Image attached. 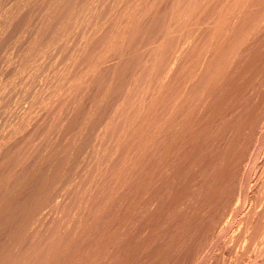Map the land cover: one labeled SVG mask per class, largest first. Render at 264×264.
Instances as JSON below:
<instances>
[{
  "label": "rangeland",
  "instance_id": "1",
  "mask_svg": "<svg viewBox=\"0 0 264 264\" xmlns=\"http://www.w3.org/2000/svg\"><path fill=\"white\" fill-rule=\"evenodd\" d=\"M263 58L264 0H0V264H264Z\"/></svg>",
  "mask_w": 264,
  "mask_h": 264
},
{
  "label": "bare ground",
  "instance_id": "2",
  "mask_svg": "<svg viewBox=\"0 0 264 264\" xmlns=\"http://www.w3.org/2000/svg\"><path fill=\"white\" fill-rule=\"evenodd\" d=\"M198 2V1H197ZM116 3V2H115ZM213 3V2H212ZM244 3V2H243ZM242 3V4H243ZM255 3V2H254ZM246 4V3H245ZM113 5V4H112ZM115 5V4H114ZM231 6V5H230ZM255 6V5H254ZM206 7V6H205ZM188 8V7H187ZM228 8V7H227ZM254 8V7H253ZM257 8V7H256ZM259 8V7H258ZM180 9V8H179ZM227 10V9H226ZM261 10V9H260ZM188 11V10H187ZM228 11V10H227ZM231 11V10H230ZM229 11V12H230ZM226 12V11H225ZM192 13V12H191ZM234 13V12H233ZM232 13V14H233ZM239 13V12H238ZM237 13V14H238ZM261 13V12H260ZM111 14V13H110ZM180 14V13H179ZM179 14H177V15H179ZM202 15V14H201ZM232 16V15H231ZM108 18V17H107ZM191 18V17H190ZM224 18V17H223ZM178 20V19H177ZM205 20V19H204ZM106 21V20H105ZM220 22V21H219ZM207 23H210V22H207ZM7 24V23H6ZM169 24V23H168ZM191 24V23H190ZM205 24V23H204ZM173 25V24H172ZM194 25H196V24H194ZM202 25V24H201ZM213 25V24H212ZM217 25V24H216ZM231 25V24H230ZM226 26V25H225ZM135 27V26H134ZM224 27V26H223ZM233 28V27H232ZM240 29V28H239ZM169 30V29H168ZM237 30V29H236ZM56 31V30H55ZM167 31V30H166ZM231 31V30H230ZM243 31V30H242ZM135 32V31H134ZM170 32V31H169ZM189 32V31H188ZM199 33V32H198ZM215 33V32H214ZM233 33V32H232ZM176 34H177V32H176ZM204 34V33H203ZM234 34V33H233ZM261 34V33H260ZM222 35V34H221ZM236 35V34H235ZM134 36V35H133ZM153 36V35H152ZM156 36V35H155ZM154 36V37H155ZM146 37V36H145ZM244 37V36H243ZM172 38V37H171ZM231 38V37H230ZM255 38V37H254ZM180 39H181V37H180ZM210 39V38H209ZM227 39V38H226ZM155 40V39H154ZM186 40V39H185ZM221 40V39H220ZM172 41V40H171ZM212 41V40H211ZM216 41V40H215ZM169 42V41H168ZM229 42V41H228ZM234 42V41H233ZM239 42V41H238ZM218 43V42H217ZM226 44V43H225ZM232 44V43H231ZM230 44V45H231ZM131 45V44H130ZM167 45V44H166ZM208 45V44H207ZM229 45V44H228ZM237 45V44H236ZM185 46V45H184ZM191 46V45H190ZM215 46V45H214ZM246 46V45H245ZM98 47V46H97ZM234 47H235V45H234ZM258 47V46H257ZM145 48V47H144ZM182 48V47H181ZM202 48V47H201ZM232 49H233V46H232ZM241 49V48H240ZM260 49V48H259ZM155 50V49H154ZM213 49H211V51H212ZM218 50V49H217ZM236 50V49H235ZM254 51V50H253ZM258 51V50H257ZM159 52V51H158ZM171 52V51H170ZM198 52V51H197ZM206 52V51H205ZM223 52V51H222ZM87 53V52H86ZM95 53V52H94ZM177 53V52H176ZM193 54V53H192ZM199 54V53H198ZM233 54V53H232ZM231 54V55H232ZM227 55V54H226ZM150 56V55H149ZM154 56V55H153ZM191 56V55H190ZM212 56V55H211ZM31 57V56H30ZM147 57V56H146ZM177 57V56H176ZM227 57H229V56H227ZM235 57V56H234ZM256 57V56H255ZM139 58V57H138ZM240 58V57H239ZM239 58H237V59H239ZM221 59V58H220ZM225 59V58H224ZM245 59V58H244ZM264 59V58H263ZM138 60V59H137ZM223 60V59H222ZM253 60V59H252ZM240 61H242V60H240ZM120 62V61H119ZM236 62V61H235ZM200 63V62H199ZM209 63V62H208ZM219 63H220V61H219ZM233 63V62H232ZM222 64V63H221ZM251 64V63H250ZM219 65V64H218ZM254 65V64H253ZM115 66V65H114ZM122 66V65H121ZM139 66V65H138ZM205 66V65H204ZM221 66V65H220ZM256 66V65H255ZM182 67V66H181ZM200 67V66H199ZM157 68V67H156ZM173 68V67H172ZM129 69V68H128ZM144 70V69H143ZM246 70V69H245ZM131 71V70H130ZM227 71V70H226ZM115 72V71H114ZM164 72V71H163ZM221 72V71H220ZM233 72V71H232ZM197 73V72H196ZM212 73V72H211ZM174 74V73H173ZM223 74V73H222ZM225 74V73H224ZM242 75V74H241ZM92 76V75H91ZM150 76V75H149ZM161 76V75H160ZM222 76V75H221ZM194 77V76H193ZM207 77V76H206ZM219 77V76H218ZM223 77V76H222ZM261 77V76H260ZM171 78V77H170ZM226 78V77H225ZM125 79V78H124ZM136 79V78H135ZM207 79V78H206ZM214 79V78H213ZM220 79V78H219ZM252 79V78H251ZM250 79V80H251ZM134 80V79H133ZM215 80H217L216 78H215ZM99 81H100V79H99ZM131 81V80H130ZM241 81V80H240ZM259 81V80H258ZM124 82V81H123ZM190 82V81H189ZM200 82V81H199ZM184 83V82H183ZM209 83H210V80H209ZM212 83V82H211ZM238 83V82H237ZM115 84V83H114ZM196 84V83H195ZM208 84V83H207ZM245 84V83H244ZM248 84H249V82H248ZM230 85V84H229ZM231 85H233V84H231ZM185 86V85H184ZM220 86V85H219ZM126 87V86H125ZM207 87H208V85H207ZM85 88V87H84ZM171 88V87H170ZM99 89V88H98ZM211 89V88H210ZM221 89V88H220ZM186 90V89H185ZM197 90V89H196ZM226 90V89H225ZM73 91V90H72ZM104 91V90H103ZM175 91V90H174ZM246 91V90H245ZM168 92V91H167ZM193 92H194V90H193ZM212 92V91H211ZM113 93V92H112ZM240 93V92H239ZM210 94V93H209ZM103 96V95H102ZM153 96V95H152ZM232 96V95H231ZM165 97V96H164ZM203 97V96H202ZM146 98V97H145ZM217 98H219V97H217ZM172 99V98H171ZM185 99V98H184ZM220 99V98H219ZM240 99V98H239ZM187 100V99H186ZM246 100V99H245ZM96 101V100H95ZM195 101V100H194ZM237 101H239V100H237ZM242 101V100H241ZM97 102V101H96ZM133 102V101H132ZM155 103V102H154ZM180 103H181V101H180ZM209 103V102H208ZM190 104V103H189ZM188 104V105H189ZM204 104V103H203ZM175 106V105H174ZM173 106V107H174ZM219 106V105H218ZM229 106V105H228ZM249 106V105H248ZM225 107V106H224ZM125 108V107H124ZM131 108V107H130ZM175 108V107H174ZM164 109V108H163ZM180 109V108H179ZM246 109V108H245ZM124 110V109H123ZM159 110V109H158ZM170 110V109H169ZM77 111V110H76ZM193 111V110H192ZM208 111V110H207ZM211 111V110H210ZM234 111V110H233ZM171 112V111H170ZM199 112V111H198ZM167 113V112H166ZM184 113V112H183ZM182 113V114H183ZM188 113V112H187ZM210 113V112H209ZM128 114V113H127ZM174 114V113H173ZM181 114V115H182ZM189 114V113H188ZM212 114V113H211ZM255 115V114H254ZM122 116V115H121ZM174 116V115H173ZM210 116V115H209ZM246 116V115H245ZM154 117V116H153ZM202 117V116H201ZM148 118V117H147ZM156 118V117H155ZM174 118V117H173ZM180 118V117H179ZM178 119V118H177ZM194 119V118H193ZM262 119V118H261ZM137 120V119H136ZM247 120V119H246ZM260 120V119H259ZM123 121H124V119H123ZM174 121V120H173ZM183 121V120H182ZM201 121V120H200ZM184 122V121H183ZM215 122V121H214ZM233 122V121H232ZM124 123V122H123ZM157 123V122H156ZM190 123V122H189ZM102 124V123H101ZM202 124V123H201ZM233 124V123H232ZM259 124V123H258ZM179 125V124H178ZM97 126V125H96ZM180 126V125H179ZM206 126V125H205ZM213 126V125H212ZM219 126V125H218ZM251 126V125H250ZM195 127V126H194ZM199 127V126H198ZM260 127V126H259ZM241 128V127H240ZM63 129V128H62ZM250 130V129H249ZM92 131V130H91ZM208 131V130H207ZM195 132V131H194ZM210 133V132H209ZM62 134V133H61ZM73 134V133H72ZM177 134V133H176ZM198 134V133H197ZM156 135V134H155ZM228 135V134H227ZM152 137V136H151ZM167 137H169V135L167 136ZM173 137V136H172ZM185 137V136H184ZM235 137V136H234ZM72 138V137H71ZM182 138V137H181ZM222 138V137H221ZM180 139V138H179ZM210 140V139H209ZM182 141H183V139H182ZM149 142V141H148ZM221 143V142H220ZM164 144V143H163ZM173 144V143H172ZM202 144V143H201ZM223 144V143H222ZM228 144V143H227ZM232 145V144H231ZM143 146V145H142ZM191 146V145H190ZM180 147V146H179ZM151 148V147H150ZM228 148V147H227ZM148 149V148H147ZM156 149V148H155ZM177 149V148H176ZM196 149H197V147H196ZM244 149V148H243ZM164 150V149H163ZM53 153V152H52ZM157 153V152H156ZM213 153V152H212ZM160 155V154H159ZM182 155V154H181ZM190 156V155H189ZM143 157V156H142ZM192 157V156H191ZM195 157V156H194ZM244 157V156H243ZM8 158V157H7ZM199 158V157H198ZM209 158V157H208ZM18 159V158H17ZM142 159V158H141ZM160 159H161V157H160ZM159 159V160H160ZM164 159V158H163ZM158 160V161H159ZM18 161V160H17ZM169 162V161H168ZM226 162V161H225ZM228 163H229V161H227ZM43 163V162H42ZM199 163V162H198ZM222 163V162H221ZM37 164V163H36ZM224 164V163H223ZM234 165V164H233ZM238 165V164H237ZM45 166V165H44ZM186 166V165H185ZM157 167V166H156ZM130 168V167H129ZM166 170V169H165ZM224 170V169H223ZM130 171V170H129ZM135 172V171H134ZM150 173V172H149ZM154 173V172H153ZM188 173V172H187ZM70 174V173H69ZM198 174V173H197ZM225 174V173H224ZM10 175V174H9ZM154 175H156V174H154ZM159 175V174H158ZM138 176V175H137ZM163 176V175H162ZM223 176V175H222ZM228 176V175H227ZM226 176V177H227ZM11 177V176H10ZM62 177V176H61ZM195 177V176H194ZM213 177V176H212ZM159 178V177H158ZM178 178V177H177ZM180 178V177H179ZM219 178V177H218ZM156 180V179H155ZM159 180V179H158ZM226 182V181H225ZM129 183V182H128ZM175 183V182H174ZM233 184V183H232ZM189 185V184H188ZM114 186V185H113ZM133 186V185H132ZM144 186H146V184L144 185ZM167 187V186H166ZM194 187V186H193ZM213 187V186H212ZM233 187V186H232ZM119 188V187H118ZM142 188V187H141ZM148 188V187H147ZM218 188V187H217ZM197 189V188H196ZM210 189V188H209ZM223 189V188H222ZM166 190H167V188H166ZM172 190V189H171ZM209 191V190H208ZM112 192V191H111ZM123 192V191H122ZM164 192V191H163ZM211 192V191H210ZM11 193V192H10ZM223 193V192H222ZM147 194H149V193H147ZM154 194V193H153ZM181 194V193H180ZM228 195V194H227ZM239 195V194H238ZM111 196V195H110ZM150 196V195H149ZM195 196V195H194ZM118 197V196H117ZM219 197V196H218ZM151 199V198H150ZM162 199V198H161ZM164 199V198H163ZM106 200V199H105ZM130 200V199H129ZM138 201V200H137ZM125 202V201H124ZM142 202V201H141ZM171 202V201H170ZM181 202V201H180ZM106 203V202H105ZM162 203V202H161ZM101 204H103V203H101ZM124 204V203H123ZM106 205V204H105ZM162 205V204H161ZM182 206V205H181ZM195 206V205H194ZM46 207V206H45ZM127 207V206H126ZM104 208V207H103ZM129 208V207H128ZM187 208V207H186ZM195 208V207H194ZM120 209V208H119ZM59 211V210H58ZM194 211V210H193ZM197 211V210H196ZM124 212H126V211H124ZM58 215V214H57ZM66 215V214H65ZM154 215V214H153ZM197 215V214H196ZM3 216V215H2ZM161 216V215H160ZM137 217V216H136ZM195 217H197V216H195ZM60 218V217H59ZM93 218H94V216H93ZM92 218V219H93ZM105 218V217H104ZM130 218V217H129ZM140 218V217H139ZM172 218V217H171ZM184 218V217H183ZM205 218V217H204ZM14 219V218H13ZM91 219V220H92ZM113 219V218H112ZM142 219V218H141ZM86 220V219H85ZM31 221V220H30ZM159 221V220H158ZM162 221V220H161ZM193 221V220H192ZM91 222V221H90ZM154 223V222H153ZM149 224V223H148ZM209 224V223H208ZM147 225V224H146ZM165 225V224H164ZM179 225V224H178ZM197 225V224H196ZM37 226V225H36ZM187 227V226H186ZM107 228V227H106ZM118 228V227H117ZM177 228V227H176ZM67 229V228H66ZM76 229V228H75ZM144 229V228H143ZM85 230V229H84ZM141 230V229H140ZM188 230V229H187ZM183 231V230H182ZM89 232V231H88ZM104 233V232H103ZM187 237V236H186ZM93 238V237H92ZM157 238V237H156ZM103 239V238H102ZM117 239V238H116ZM199 239H200V237H199ZM211 239V238H210ZM58 240V239H57ZM97 241V240H96ZM207 241V240H206ZM66 243V242H65ZM111 243V242H110ZM153 243V242H152ZM173 243V242H172ZM178 243V242H177ZM81 244V243H80ZM76 245V244H75ZM181 245V244H180ZM213 245V244H212ZM117 246V245H116ZM179 246V245H178ZM185 246V245H184ZM74 247V246H73ZM92 247V246H91ZM171 247V246H170ZM120 248V247H119ZM70 249V248H69ZM65 250V249H64ZM105 250V249H104ZM87 251V250H86ZM121 251V250H120ZM191 251V250H190ZM198 251V250H197ZM201 251V250H200ZM33 252V251H32ZM99 252V251H98ZM107 254V253H106ZM105 254V255H106ZM86 255V254H85ZM206 255V254H205ZM48 256V255H47ZM52 259V258H51ZM157 259H158V256H157ZM53 260H55V259H53ZM97 260V259H96ZM127 261V260H126ZM167 261V260H166ZM75 262V261H74ZM89 264V263H88ZM99 264V263H98Z\"/></svg>",
  "mask_w": 264,
  "mask_h": 264
}]
</instances>
